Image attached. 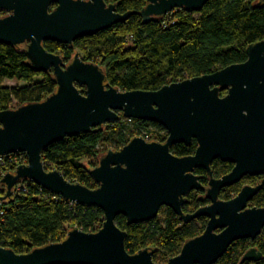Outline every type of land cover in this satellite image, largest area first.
I'll use <instances>...</instances> for the list:
<instances>
[{"label": "water", "instance_id": "1", "mask_svg": "<svg viewBox=\"0 0 264 264\" xmlns=\"http://www.w3.org/2000/svg\"><path fill=\"white\" fill-rule=\"evenodd\" d=\"M209 1L146 0L139 15L149 23L176 9L198 13ZM0 13V44L23 46L27 65L37 73L52 70L56 83L45 100L0 111V156L28 157L27 164L1 178L5 193H0V203L27 181L105 215L97 232L72 227L61 242L26 254L0 246V264H158L153 260L155 249L126 251L127 233L115 219L124 216L129 225L142 224L156 219L163 207L184 224L201 217L208 220L201 235L186 241L180 253L163 264H215L235 241L257 237L264 227V208H248V203L264 187V178L230 200L219 195L245 176H264V40L247 47L242 63L157 91L122 92L108 83L99 65L84 62L79 53L67 64L43 43L72 45L124 23L133 11L118 13L116 5L105 0H0ZM121 117L160 125L168 133L166 142L134 137L121 149L107 151L89 170L95 189L68 181L59 170H45L46 148ZM193 141V155L171 153L172 146H190ZM217 159L233 165L221 178H214L211 170ZM195 169L207 173V188ZM200 190L205 191L200 200L210 203L184 214L187 196ZM260 258L250 249L239 264Z\"/></svg>", "mask_w": 264, "mask_h": 264}, {"label": "trees", "instance_id": "2", "mask_svg": "<svg viewBox=\"0 0 264 264\" xmlns=\"http://www.w3.org/2000/svg\"><path fill=\"white\" fill-rule=\"evenodd\" d=\"M105 2L115 4L118 13L133 11L134 14L124 23L80 38L72 45L47 41L43 46L67 64L79 53L84 62L99 65L108 83L122 92L157 91L165 85L242 63L247 59V47L264 40V3L259 4V0H210L198 13L176 9L149 23H144L139 15L146 0ZM6 79L16 80L17 85H3ZM55 90L52 70L34 72L27 65L23 46L0 44V111L41 102ZM220 95H226V91ZM147 124L163 130L158 124ZM167 136L168 133L158 142H166ZM132 138L134 133L125 129V120L121 117L89 133L52 144L42 152L44 168L46 171L59 170L68 181L95 189L97 185L89 170L98 165L99 158L107 151L121 149ZM196 147L193 141L190 146L176 144L170 150L175 156L185 157L193 155ZM13 164L8 163L2 169L13 171ZM232 168V164L220 159L211 164L214 178H221ZM194 174L207 188L209 177L205 170L195 169ZM257 179L245 176L240 182L222 189L219 198L230 200L245 185L255 184ZM27 187V193H14L12 198L0 203L4 212L0 216L1 247L26 254L35 248L61 242L72 227L87 233L97 232L102 227L105 215L101 209L70 204L30 182ZM0 193H5L1 185ZM204 194L202 190L190 192L182 208L184 214L205 206L208 201L200 200ZM252 206L264 208V188L253 198ZM206 221L201 217L184 224L166 207L160 209L156 219L142 224L129 225L124 216L115 219L117 227L127 233L126 251L136 254L146 248L155 249L153 260L158 264L177 256L186 241L201 235ZM253 246H258L264 255V235L254 242L249 239L235 241L215 264H239L243 254Z\"/></svg>", "mask_w": 264, "mask_h": 264}, {"label": "built area", "instance_id": "3", "mask_svg": "<svg viewBox=\"0 0 264 264\" xmlns=\"http://www.w3.org/2000/svg\"><path fill=\"white\" fill-rule=\"evenodd\" d=\"M125 120V129L126 130H131L134 133V137H141L145 139L146 141H158L159 138L163 137L167 131L163 127H161L163 130L158 129L157 127H154L151 124H147L150 122L146 121H141V120H136V119H127L124 118ZM28 157L24 153H16V154H9V155H4L0 156V178H2L7 172L5 171V168L7 164L9 163L12 165L14 163L13 170L20 166L27 164ZM9 172V171H8ZM27 183L29 182H22L20 184H17L14 189V193L17 194H24L28 192V187ZM72 204V203H70ZM3 210L0 208V216L3 215ZM78 228V227H77ZM81 230V229H80Z\"/></svg>", "mask_w": 264, "mask_h": 264}, {"label": "flooded vegetation", "instance_id": "4", "mask_svg": "<svg viewBox=\"0 0 264 264\" xmlns=\"http://www.w3.org/2000/svg\"><path fill=\"white\" fill-rule=\"evenodd\" d=\"M251 177H258L257 182H255V184H253V185H251V184H247V185H245V186L255 187V186L259 185V184L261 183L262 179L264 178V176H251ZM259 178H260V179H259ZM245 186H244V187H245ZM263 188H264V187H263ZM263 188H262V189H263ZM262 189H261V190H262ZM261 190H260V191H261ZM258 193H259V192H258ZM258 193H257V194H258ZM257 194H256V195H257ZM256 195H255V196H256ZM255 196H254V197H255ZM254 197H253V198H254ZM253 198H252L251 201L248 203V208H256V207L252 206V200H253ZM206 200H207V199H206ZM207 201H208V200H207ZM202 202H203V201H202ZM209 203H210V202L208 201V203H207L206 205H208ZM206 205H205V206H206ZM206 220H207V219H206ZM207 221H208V220H207ZM207 221H206V223H207ZM219 232H220V231H216V233H219ZM262 235H264V227H262L260 233L257 235V237H256L254 240H252V239H249V240H251V241L254 242V241H256L257 238H259V237L262 236ZM242 240H245V239H242ZM237 241H239V240H237ZM250 249H255L257 253H260V254H261V258H260L259 260H257V261H245V262H243L242 264H244V263H247V264H260L261 262L264 261V255H263V253L258 249V246L250 247L247 251H249ZM247 251H246V252H247ZM246 252H245V253H246ZM245 253H244V254H245ZM244 254H243V255H244ZM242 257H243V256H242ZM242 257L240 258V261H241ZM240 261H239V263H240Z\"/></svg>", "mask_w": 264, "mask_h": 264}, {"label": "rangeland", "instance_id": "5", "mask_svg": "<svg viewBox=\"0 0 264 264\" xmlns=\"http://www.w3.org/2000/svg\"><path fill=\"white\" fill-rule=\"evenodd\" d=\"M2 84L5 86L14 87L15 85H17V81L6 79L2 81Z\"/></svg>", "mask_w": 264, "mask_h": 264}, {"label": "bare ground", "instance_id": "6", "mask_svg": "<svg viewBox=\"0 0 264 264\" xmlns=\"http://www.w3.org/2000/svg\"><path fill=\"white\" fill-rule=\"evenodd\" d=\"M151 123V122H150Z\"/></svg>", "mask_w": 264, "mask_h": 264}]
</instances>
